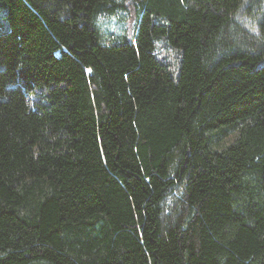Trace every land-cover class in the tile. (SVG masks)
Wrapping results in <instances>:
<instances>
[{"label": "trees", "instance_id": "1", "mask_svg": "<svg viewBox=\"0 0 264 264\" xmlns=\"http://www.w3.org/2000/svg\"><path fill=\"white\" fill-rule=\"evenodd\" d=\"M0 264H264V0H0Z\"/></svg>", "mask_w": 264, "mask_h": 264}, {"label": "rangeland", "instance_id": "2", "mask_svg": "<svg viewBox=\"0 0 264 264\" xmlns=\"http://www.w3.org/2000/svg\"><path fill=\"white\" fill-rule=\"evenodd\" d=\"M242 21L248 26L251 27L252 23L247 17H243ZM98 26L106 39H119L122 36H129L131 34L133 23L129 17L125 13H118L110 16H100L98 18ZM254 31V28L251 29ZM166 57V61L168 62L171 72L173 75L177 74L176 68V58L175 54L170 48H165L162 50ZM179 191L178 187L170 193L168 198L166 199V207L164 209L166 212L170 210V206L173 205L175 198L177 197V192ZM170 207V208H169Z\"/></svg>", "mask_w": 264, "mask_h": 264}]
</instances>
